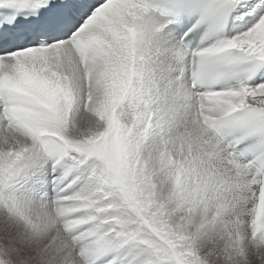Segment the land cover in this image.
Masks as SVG:
<instances>
[{"label":"snow or ice","instance_id":"snow-or-ice-1","mask_svg":"<svg viewBox=\"0 0 264 264\" xmlns=\"http://www.w3.org/2000/svg\"><path fill=\"white\" fill-rule=\"evenodd\" d=\"M0 264H264V0H0Z\"/></svg>","mask_w":264,"mask_h":264}]
</instances>
